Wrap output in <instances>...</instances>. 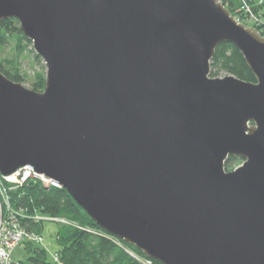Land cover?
<instances>
[{"label": "water", "instance_id": "1", "mask_svg": "<svg viewBox=\"0 0 264 264\" xmlns=\"http://www.w3.org/2000/svg\"><path fill=\"white\" fill-rule=\"evenodd\" d=\"M13 17L47 78L36 91L0 69L1 174L33 165L162 264H264L257 28L221 0H0ZM221 42L256 80L211 75Z\"/></svg>", "mask_w": 264, "mask_h": 264}, {"label": "trees", "instance_id": "2", "mask_svg": "<svg viewBox=\"0 0 264 264\" xmlns=\"http://www.w3.org/2000/svg\"><path fill=\"white\" fill-rule=\"evenodd\" d=\"M230 8L231 13L239 18L245 12L241 9L242 0H221ZM250 3L251 10L258 14L264 22V0H246ZM264 35V24L256 27ZM16 39V53L19 55L25 51L32 40L24 35L21 24L17 18L5 19L0 22V48H4L11 40ZM36 61L41 62L42 57L35 54ZM37 71L36 79L31 87L36 91L44 90L46 83V67ZM0 69L14 81H25L21 73V67L9 63L7 60L0 61ZM211 75L219 77L225 72L234 74L239 78L253 81L256 80L253 71L248 67L246 58L241 50L233 43L221 42L216 50L211 63ZM240 157H230L226 163L227 170L230 164ZM11 183H0V195L2 188H6L10 205L23 215L21 224L29 231L43 235L45 221L36 220L33 216L40 214L59 220L56 237L60 245L59 261L48 259V251L37 243H27L25 246L30 251V256L24 260H14L13 264H162L156 259H150L135 245H130L123 239L108 233L101 225L86 213L83 207L74 200L65 187H46L39 181L31 180L21 186H10ZM63 221H61V220Z\"/></svg>", "mask_w": 264, "mask_h": 264}, {"label": "built area", "instance_id": "3", "mask_svg": "<svg viewBox=\"0 0 264 264\" xmlns=\"http://www.w3.org/2000/svg\"><path fill=\"white\" fill-rule=\"evenodd\" d=\"M242 3L241 9L245 14L239 15V18L237 17L238 21L255 28L264 24L258 14L251 10L250 3L246 0H242ZM31 180L39 181L46 187H63L58 180L50 178L45 173H38L33 165L22 166L20 169L10 173V175H3L0 172V183H11L10 186L12 187L21 186ZM22 215L21 212L10 205V198L7 195L6 188H2L0 195V264H13L15 260L14 249L19 245H26L27 243L42 245L44 243L43 235L35 231H29L21 224L19 217H22ZM33 217L36 220H59L58 218L53 219L40 214H36ZM53 259L56 262L60 260L58 252L53 255Z\"/></svg>", "mask_w": 264, "mask_h": 264}, {"label": "rangeland", "instance_id": "4", "mask_svg": "<svg viewBox=\"0 0 264 264\" xmlns=\"http://www.w3.org/2000/svg\"><path fill=\"white\" fill-rule=\"evenodd\" d=\"M16 39H12L8 44L5 45L4 48H0V61H8L9 63L17 64V66L21 67V73L25 77V81L23 82L26 86L31 87V84L36 79L37 71L42 69V65L45 66L44 60L42 58V64L39 61H36L35 47L33 43L27 46L24 52L21 54L16 53L15 46ZM46 70H47V66ZM229 75L228 73L222 72L220 76ZM219 76V77H220ZM228 160L226 161V163ZM243 160H236L234 163L230 164V170H234L236 167L242 165ZM225 163V165H226ZM45 216V215H44ZM48 217V216H46ZM57 222L46 219L45 221V231L43 233L44 243L42 246L48 251V259L54 260L53 255L57 250L60 249L59 242L56 237V231L58 230ZM14 258L16 260H24L30 256L29 249L24 245H19L14 249Z\"/></svg>", "mask_w": 264, "mask_h": 264}]
</instances>
